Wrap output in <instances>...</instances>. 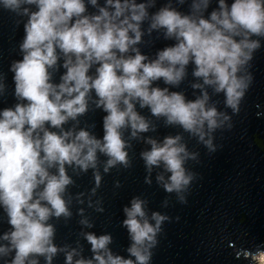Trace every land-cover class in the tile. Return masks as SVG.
Here are the masks:
<instances>
[{"label": "clouds", "instance_id": "9594fccd", "mask_svg": "<svg viewBox=\"0 0 264 264\" xmlns=\"http://www.w3.org/2000/svg\"><path fill=\"white\" fill-rule=\"evenodd\" d=\"M210 3L191 0L183 12L168 0L150 12L155 0H0V12L23 30L19 58L8 65L15 103L0 107V211L9 226L0 233V264H40L41 257L44 264H53L61 253L63 264H152L158 236L171 217L160 211L149 215L147 200L139 195L122 208L126 254L113 251L109 232L82 231L87 256L79 246L57 245L50 221L72 216L68 189L75 181L69 168L74 174L92 170V187L87 194H75L78 204L87 197L92 208L91 197L103 179L99 156L105 157L104 174L117 165L130 166V140L155 131L137 105L163 118L166 126H179L210 153L217 151L215 133L233 128L232 117L254 82L250 66L254 53L264 47V0H216L208 11ZM153 32L174 43L149 57L139 45ZM189 64L192 76L201 81L191 84L200 93L191 100L170 90L184 80ZM205 86L223 94V109L211 102ZM7 90L0 74V96ZM90 105L105 113L99 138L79 127V117ZM261 107L255 104L257 119L264 117ZM143 141L149 145L139 154L144 184L150 186L153 169H160L157 186L186 204L181 193L188 191L195 174L185 164L198 153L188 151L179 133L161 140L144 136ZM114 183L120 187L119 180ZM95 203V211L103 213L100 201ZM84 212L77 209L79 223L90 229ZM233 253L248 264H264V242L254 249L233 247Z\"/></svg>", "mask_w": 264, "mask_h": 264}, {"label": "water", "instance_id": "95a60500", "mask_svg": "<svg viewBox=\"0 0 264 264\" xmlns=\"http://www.w3.org/2000/svg\"><path fill=\"white\" fill-rule=\"evenodd\" d=\"M166 2L168 0H155L156 6L149 11H156ZM172 2L178 10L187 12L191 0L183 5L176 3V0ZM214 7L216 0H211L208 11ZM143 27L147 28V23ZM22 35V25L17 26L9 14L0 12V74L5 77L8 85L6 94L0 96V107L15 103L11 94L8 65L11 60L19 58L18 43ZM172 43L174 41L165 40L162 34L153 32L151 36L145 35L142 38L139 48L142 53L154 57L158 49ZM261 43L264 45V40ZM192 69L193 65L189 64L184 80L178 87L170 88L172 91L183 92L189 100L200 94L198 89L191 87L192 83L201 82L192 76ZM250 71L254 76L253 85L241 104L239 114L232 117L233 128L215 133L217 151L214 153H210L179 126H166L163 118L152 117L147 108L140 109L137 105V111L149 119L155 126V131L150 130L142 134L140 139L130 140L128 168L117 165L108 174H104L102 169L105 157L99 156L98 168L103 179L96 195L91 197L92 208L87 206V197L84 204H78L75 200L76 193L87 194L92 187V170L86 174H74L72 169H68L75 181L68 189L72 216L67 220L60 218L50 221L56 227L55 243L79 246L87 256L89 246L83 240L82 231L97 234L109 232L113 236V244L110 246L113 251L126 254L124 250L128 245L127 234L120 226L124 218L122 208L127 205L131 196L139 195L147 200L146 212L149 215L152 211H160L171 217L158 236L159 243L153 250L152 264H248L243 259L234 258L233 247L254 249L264 242V117L257 119L255 116V104H261L260 110L264 111V47L254 53ZM156 85L166 87L162 81H157ZM205 87L211 102L223 109V94H215L210 87ZM227 111L230 113V110ZM104 115L100 109L90 105L89 111L79 117V127L87 128L98 138L102 137ZM70 126L71 121L64 127L67 129ZM178 133L188 151L198 153L195 160L189 159L185 164L195 174L188 191L181 193L186 196V204H180L175 193L166 194L157 186L155 177L160 169H153L150 186L144 184L146 173L139 155L149 147L143 141L144 136L161 140L164 136ZM124 137L129 139L127 131ZM117 180L120 181V187L115 186L114 182ZM97 200L100 201L99 206L104 208L103 213L95 211ZM165 200L166 207L162 205ZM79 208L85 209L84 217L93 225L92 228L83 227L79 223L82 218L77 215ZM6 221L7 217L0 211V233L8 230ZM230 242L233 247H229ZM40 264H44L42 257ZM53 264H63L62 253L56 256Z\"/></svg>", "mask_w": 264, "mask_h": 264}]
</instances>
